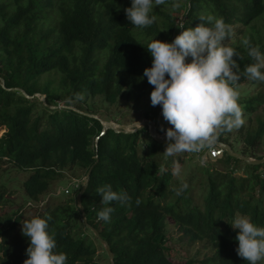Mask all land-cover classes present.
I'll return each instance as SVG.
<instances>
[{"label": "trees", "instance_id": "1", "mask_svg": "<svg viewBox=\"0 0 264 264\" xmlns=\"http://www.w3.org/2000/svg\"><path fill=\"white\" fill-rule=\"evenodd\" d=\"M128 7L131 0H0V132L6 130L0 137V159L32 173L22 187L24 207L10 214L4 207L13 204L12 197L7 183H0V264H24L29 241L22 235V223L37 216L48 220L55 251L67 255L66 264H96L97 245L102 243L84 223L78 206L86 183L69 188V194L66 190V200L54 202L62 198L53 191L56 184L76 171L85 177L92 171L83 206L88 224L110 244L116 264H177L169 256V220L195 248L185 264H247L236 252L237 230L230 223L241 214L264 227V164L251 165L225 152L214 161L226 172L200 173L207 176L201 207L193 201L191 184L179 196L173 191L176 161L171 157L165 162L167 141L155 140L149 128L102 135V119L87 114L98 116L91 105L98 100L108 109L148 102L143 108L152 112L145 117L157 122L161 107L151 104L154 87L140 80L152 66L146 47L155 39L171 43L182 33L177 28L181 23L185 29L195 28L202 15L222 18L229 30L224 41L236 39L231 47L242 59L234 57L241 76L235 87L258 85L260 81L244 73L245 66L256 61L248 56L243 40L264 54V31L256 26L264 19V0H167L153 7L150 15L156 20L146 28H133L124 11ZM236 25L246 31L237 32ZM41 94L46 104L38 99ZM61 102L66 104L63 109ZM237 103L245 105L249 121L238 133L245 148L234 150L232 131H219L215 142L245 157L264 159L259 154L264 113L253 118L264 109V93ZM104 185L126 192L128 202L102 204L97 189ZM49 195L51 203L42 212L26 216V210L33 204L39 207ZM105 207L114 208L110 222L98 219ZM81 225L92 236L76 233Z\"/></svg>", "mask_w": 264, "mask_h": 264}, {"label": "clouds", "instance_id": "2", "mask_svg": "<svg viewBox=\"0 0 264 264\" xmlns=\"http://www.w3.org/2000/svg\"><path fill=\"white\" fill-rule=\"evenodd\" d=\"M166 2L131 0V7L124 11L133 28H146L156 20L155 16L150 15L153 7ZM200 21L195 28L185 29L180 24L177 28L183 31L171 43L155 39L146 47L152 57V66L144 70L140 80L147 79L154 87L150 95L151 104L161 107L160 115L172 126L161 129L166 131L167 138L164 154L170 157L183 152L199 154L214 144L219 146L215 143L219 131H232L244 122L235 90V85L241 79L240 66L234 59L242 57L223 43L229 30L222 18L202 15ZM243 44L248 56L256 61L245 66V75L264 82V72L261 71L264 69V54L258 46L252 47L247 39L243 40ZM188 58H191V62H187ZM181 169L179 161L174 162L173 177L180 176ZM187 188L188 184L182 183L173 191L179 196ZM97 193L104 205L113 202L123 205L129 200L126 192L114 191L111 185L99 187ZM113 212V207H105L99 211L98 219L110 222ZM230 225L237 230L238 256L247 264H258L264 260V227L241 214H237ZM21 232L29 241L24 264H66L67 255L55 251L57 244L49 232L47 219L39 216L25 219Z\"/></svg>", "mask_w": 264, "mask_h": 264}, {"label": "rangeland", "instance_id": "3", "mask_svg": "<svg viewBox=\"0 0 264 264\" xmlns=\"http://www.w3.org/2000/svg\"><path fill=\"white\" fill-rule=\"evenodd\" d=\"M174 2H182L187 3V0H172ZM182 24V23H181ZM257 29L261 32L264 31V19L259 21L257 24ZM234 29L241 33H244L246 31V28L240 25L234 26ZM264 35V32H263ZM238 37V36H237ZM225 46L234 47L236 46V39L233 41H223ZM187 62H191V58H188ZM264 71V69H263ZM235 90L238 92V100L243 97H252L254 94H258L263 92L264 93V82H260L258 85H254L252 83H249L248 85H241L240 87H235ZM40 101H42V97L40 95L37 96ZM237 100V102H238ZM43 102V101H42ZM148 102H142L139 107H137V104L135 103H122L119 107H111L108 109L106 105L103 104L102 100H98L97 102H94L91 105L93 108L97 111V117L102 119L104 122H113L115 124H118L120 126H132L134 124H137L143 120H149L145 117L146 113H151L152 109L150 108H143L146 107ZM66 107V104L64 102L60 103L59 109H63ZM85 107V106H84ZM86 108V107H85ZM242 110V119H243V127H247L248 125V117L246 115V109L245 105L241 104L240 106ZM162 113V109L160 110V114ZM264 113V109L261 108L259 112L253 116L257 117L258 115H261ZM158 126V131L160 134L166 133V131H161V129H167L169 127H172L168 122H166L163 118V116L159 115L157 122H155ZM245 125V126H244ZM241 127V126H240ZM6 132V130H2L0 132V137L3 136V134ZM162 132V133H161ZM239 133V127L234 128L232 130V140L233 148L236 152H240V150H243L245 148L243 139L241 137H238ZM230 138V139H231ZM239 139V142L237 143L235 140ZM166 150V147L164 148L163 154ZM260 155H264V146L260 150ZM201 155L197 153H190V152H183V153H176L171 157H174L175 161H179V163L182 166L181 174L178 177H175L174 179V187L178 188L180 184L187 183L188 186L190 185V188H192V197L193 201L196 205L203 207L205 195L207 194V176L202 175L200 173H211L213 174L214 170L224 171L226 172V168L219 163L218 161L210 160L207 164L206 168L202 166L201 163ZM165 162L167 160H170L171 157L164 154ZM215 167V168H214ZM197 174H196V173ZM32 173L31 172H22L18 169L14 168L13 164H10L5 158L0 159V183H7V192L8 195L12 197L13 204H9L8 206L4 207V211L7 214H10L12 210H16L18 208L24 207V194H23V184L25 181L30 179ZM240 175V174H238ZM86 178L83 171H76L73 175V173L67 174L66 178L61 181L60 183H57L55 186V189L53 190L55 193L57 191V195H61L62 198H54V202L58 203L61 200L64 201L65 198V191L69 188H73L74 181L80 180L84 183H86ZM194 179V181H191V179ZM205 182V183H204ZM55 196V195H54ZM53 197L51 195L43 197L45 200V203L42 205H39V207L36 204H33V206L26 210L27 217H33L36 212H42L46 205L48 206L51 203V199ZM53 202V201H52ZM80 221V220H79ZM76 233H79L80 235H88L92 236L91 232H89L87 229H85L82 225L79 229L76 230ZM173 238V239H172ZM182 239V234L178 230L177 227L173 224L171 220L168 221V239H170L168 246L172 247L170 252V259L177 264H185L187 261V257L194 256L195 255V248L190 247L189 243L186 239H182V242H179V239ZM172 239V240H171ZM98 246V254L96 258V264H110V260L107 257V251L104 246ZM202 248V247H201ZM204 254H208V250H203ZM258 264H264V260H261L258 262Z\"/></svg>", "mask_w": 264, "mask_h": 264}, {"label": "water", "instance_id": "4", "mask_svg": "<svg viewBox=\"0 0 264 264\" xmlns=\"http://www.w3.org/2000/svg\"><path fill=\"white\" fill-rule=\"evenodd\" d=\"M1 80L4 83V80L3 79H1ZM25 95L29 99H31L30 96H28L27 94H25ZM40 96L42 97V101L46 104V101H45L46 100V96L45 95H42V94ZM52 108H54V107H52ZM87 115L90 116V117L99 119L97 116L89 115V114H87ZM102 124H103V127H104L103 128V134L102 135H104L109 130H114L116 133L134 134V133H137L139 131L144 130L145 128H149L150 134H151V136L155 140H157L159 142H165V141H167L166 133L160 134L158 132V126L156 125V123H154L151 120H143V121L139 122V124L141 125V127H139L138 123L137 124H134L132 126H120V125L115 124L113 122H104V121H102ZM215 143L217 145H219L224 151L228 152L229 155H231L234 158L243 160L246 163L251 164V165H261V164H264V159H260L259 160V159L245 157V156H243L241 154L235 153L233 151V149L231 148V146H229V145H226V144L220 143V142H215ZM91 173H92V171H90L89 175L87 176V178H86V184H85L83 190L78 195V205H79V208L81 209V212L83 214L84 223L95 234V236L99 239V241L105 247V249H106V251L108 253L109 259L111 261V264H116V262H115V254L113 253L110 244L107 241H105L101 237L99 231H97L94 227H92L91 225H89L88 224V221H87L85 207L83 206V195L85 194L86 190L88 189L89 182H90V179H91Z\"/></svg>", "mask_w": 264, "mask_h": 264}, {"label": "built area", "instance_id": "5", "mask_svg": "<svg viewBox=\"0 0 264 264\" xmlns=\"http://www.w3.org/2000/svg\"><path fill=\"white\" fill-rule=\"evenodd\" d=\"M225 151L221 149L219 146H216L215 144L210 149H205L201 153H199L201 158L202 166L206 167L210 160H217L222 158ZM82 186V182L80 180L74 181L73 183V189H80ZM70 189L66 191L67 194L70 193Z\"/></svg>", "mask_w": 264, "mask_h": 264}]
</instances>
